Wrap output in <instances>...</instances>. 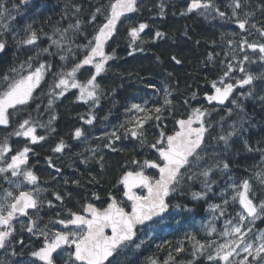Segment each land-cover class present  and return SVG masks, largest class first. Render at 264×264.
I'll return each instance as SVG.
<instances>
[{
  "label": "snow or ice",
  "instance_id": "6c2138e0",
  "mask_svg": "<svg viewBox=\"0 0 264 264\" xmlns=\"http://www.w3.org/2000/svg\"><path fill=\"white\" fill-rule=\"evenodd\" d=\"M23 2L26 4L27 0H23ZM246 6V0H233L232 16L238 17L237 10H243ZM73 7L76 12L80 11L79 6L73 5ZM12 8L16 9L17 5L13 4ZM137 10V0H113L107 8V15L104 14L103 6L97 7L91 14L89 23L97 20V14L104 15L105 22L97 27L96 34L86 45H76L77 49L84 48L87 54L84 55L82 60L74 63L69 71L59 73V79L54 85L52 94L64 96L70 88H78L80 93L77 97L78 100L84 103L91 101L98 104L100 85L96 82L97 77L105 71L107 61L113 58L105 54L104 46L116 32L121 17ZM194 10H203V13L215 11L219 16H225V13L216 8L211 0H206V2L204 0H191L187 11L192 12ZM261 11L264 12V7ZM253 15V12L248 11L244 12L243 18H237L236 23L240 30L246 29V25L249 24V20ZM8 19H14L11 16V11L4 4H0V29H8L9 25L3 23ZM147 27L146 24L141 23L138 27L130 28L129 35L132 40L138 39L140 33ZM251 28L255 29L261 37H264V26L257 27V24L252 23ZM80 30V20H77L74 24L69 23L63 29L54 28V32L59 34L60 40H53L52 43L58 48L61 46V41L70 43L72 37L80 33ZM25 31L27 36L20 43L34 45L38 39L37 32L32 30L31 25H28ZM155 35L162 38L164 34L157 31ZM228 43L231 45L233 41L229 40ZM245 45L253 52L258 50L261 54L259 59L264 61V43L249 42L247 39H243L240 42V48L243 50ZM5 48L6 43L0 39V52H3ZM67 51L72 52V48L69 47ZM43 52H48V49H43ZM131 54L129 53V55ZM97 57L100 59L97 60ZM60 58L61 60L67 59L63 55ZM211 58L210 55L209 59ZM32 59V57H29V60L25 62L29 68H31L30 61ZM172 59L177 64L181 63L175 56ZM243 59L252 62L248 55H245ZM85 65H92L95 72L85 83H81L77 80V73ZM24 67L25 64H21L19 69L10 68L7 73L0 77V125L5 128L8 127L14 115L22 112L25 106H28L30 101L35 99L34 92L40 88L47 66L40 64L34 70L28 71L27 74H21ZM237 67L241 73H244V77L236 80L235 83L225 82V78L232 79L229 73L235 71L232 63L227 64V70L224 71L219 81L211 82V87L215 90L214 94H206V99L210 104L215 102L223 105L229 100L237 86L243 88L245 85H253L255 80H264V73L253 75L246 72L242 63ZM55 89L60 91L57 93ZM164 92L163 105L159 107L148 109L140 104H133L129 109V111L135 110L136 113H143V116H138L134 121H129L133 124V127L125 130V138L131 136L134 139H139L142 144L147 143L144 125L149 120L157 121L156 127L161 129L155 143L148 145L158 153L156 159L146 158L142 162L132 160V164L137 166L136 169L125 171L117 181L118 185L123 186V196L131 202L130 211H126L125 206H122L123 201H118L109 193L107 207L97 208L92 203H86L82 205V212L73 211L69 208L65 210L63 217H61L60 212H57L55 218H50L48 223L42 224L43 218L39 216L40 209L45 203L49 208H53L55 205L52 200L45 201L40 198L45 189L39 187V178L27 167L29 153L32 149L26 144L21 150L11 154L12 148L8 144V137L6 136L4 142L0 144V162H3V166H0V180L6 182L9 187L3 188V185L0 184V249L11 248L12 255H17L13 245L14 233L17 231L14 221H19L20 217H27L26 226L21 222L20 230L27 231L36 236L37 239L42 240V246L31 251L30 256L43 262V264H121V257L131 247L134 246L137 249L141 247L143 241L136 242L137 233L141 228L145 230V235H147L153 227L161 226L160 222L168 214L171 206L169 197L180 189L185 179L193 180L197 175L205 178L202 181L204 191L192 193L193 199H203L207 192L211 190V183L208 178L213 168H220L222 165V168L227 170L229 164L219 162L212 167L204 168L199 174L196 172L190 173L193 167H199V162L203 159L201 155L202 146L205 134L208 131L204 119L207 110L194 108L186 119L176 121L178 127L169 135L161 126L165 108L172 104V101L168 98L171 93L168 92L167 87H165ZM248 95H253L251 88ZM193 98H195V94H193ZM261 99L264 100V97H261ZM231 103L237 105L235 99L231 100ZM51 104L52 100L50 99L49 105ZM37 108H39V105H37ZM228 111L231 113L232 110L229 109ZM52 119H55V117ZM81 119L84 118L81 117ZM94 119V116H90L85 120V123L92 124ZM242 130L243 120L239 128L233 125L232 130L227 135H221L218 139L227 146L233 136L241 135ZM35 132L36 128L31 121V117H29L23 119L18 128L9 135L29 138L31 144H36L38 141L45 139L44 136L35 135ZM82 136H84L83 130L76 128L73 138L79 139ZM111 137L115 140L120 139L116 131L111 133ZM244 146L248 151H253L246 140ZM66 147L65 142L61 140L53 149V152L61 153ZM105 147L111 148L112 146L107 144ZM112 150L115 151L116 149L112 148ZM103 159V156H101L100 161H103ZM47 160L50 167H55L52 164L51 157H48ZM101 168H103L102 163ZM148 169L157 170L158 175L146 174ZM56 171L59 172L60 169L56 168ZM255 175L264 184V170L257 172ZM93 180H95V177H93ZM76 183L79 182L76 181ZM27 185L31 187L28 188ZM232 188L234 189L232 201H238L243 211L238 212L235 218H229L225 221V227L220 235L228 239L217 244L214 240L200 243L195 240L194 236L189 237L190 241H194L190 253L193 259L189 261V264H196L199 257L205 255L207 261L211 264H264V232L256 234L251 227L256 219L264 217V199L254 203L253 198L250 197L252 189L248 179H244L239 184L233 182ZM135 189H140L141 192L138 193ZM144 190H146V194ZM52 195L56 201L61 204L64 203V196L59 192H54ZM93 196L95 199H99V196L95 193H93ZM223 204L228 205L229 201L225 199ZM172 207L178 208L180 205ZM210 208L213 213L219 211L221 216L225 215L226 209L220 204L210 205ZM29 210H33V212L30 213ZM33 216L36 218L33 219ZM246 221L247 225L245 224ZM49 225H60L62 227L56 229L49 227ZM214 232H216V228L211 227L209 234ZM16 243L21 247L24 246L23 239L16 241ZM209 249H212V251H208ZM175 251L177 253L184 252L185 247L181 243ZM241 253L244 255L241 256ZM65 255L67 259L64 258ZM234 257L241 258L234 259ZM36 259L32 260L30 264H36ZM173 260L175 258L170 254L164 264H169V261ZM16 264H20V262L17 261ZM150 264H157V261L151 260Z\"/></svg>",
  "mask_w": 264,
  "mask_h": 264
},
{
  "label": "trees",
  "instance_id": "16d2710c",
  "mask_svg": "<svg viewBox=\"0 0 264 264\" xmlns=\"http://www.w3.org/2000/svg\"><path fill=\"white\" fill-rule=\"evenodd\" d=\"M189 1L138 0V10L119 23L116 36L106 50V54L113 58L107 61L105 71L96 81L102 88L98 90L99 103L95 106V112L96 124L114 128L120 139L115 140L106 133L104 138L98 139L100 151L97 156L93 154L87 156L83 152L70 154V159L64 162L63 169L56 178L58 182L56 189L62 196L70 194L71 197L80 200L85 191L91 188L120 190L121 185H118L117 181L125 171L137 167L132 164V160L142 162L146 158L156 159L157 153L148 145L155 143L159 136L161 129L156 127L157 121L149 120L144 125L147 143L142 144L139 139L131 136L125 138V130L133 127L129 121L143 116V113H136L135 110L129 111L133 104H140L148 109L159 107L163 105L164 89L167 87L171 93L168 98L172 104L166 106L161 126L169 135L176 129V121L188 117L194 108L222 111V108L209 106L205 101V95L213 91L211 82L218 81L223 76L225 55L228 57L227 54L234 44V41L231 45L228 43L227 35L237 28L228 19L227 12L224 17L219 16L213 20L200 17L199 12H188ZM111 2L113 0H38L31 5H25L21 12L23 16H18L11 27L15 31H20L31 25L32 30L38 35L34 45H44L49 43L44 37L51 35L54 28L63 29L69 23L74 24L80 20L81 30L75 35L73 45H83L93 38L97 27L105 22L104 15L97 14V20L89 23L91 14L97 7L103 6L104 14L107 15V8ZM217 2L219 10L226 8L222 0ZM246 4L245 11L253 12L252 17L256 23L260 27L264 26V12L261 11L264 0H246ZM73 5L79 6L80 11L76 12ZM141 23L148 27L133 41L129 30ZM249 27L247 26V33ZM157 31L164 34L162 38L156 37ZM18 34V38H13L11 34L3 38L6 48L0 55V77L19 63L26 64L25 62L29 60L26 54L28 50H33L44 55L32 57L31 64L51 65L52 69L47 68L48 80L54 68L61 64L53 54V49H50V52H43V49H33V45L27 48L20 43L26 38L27 33ZM84 55L86 50L79 54V59L81 60ZM173 56L181 63L177 64L172 59ZM40 91H35V99L25 110L35 111L36 114L38 110L44 108L46 98L42 97ZM73 102L75 103V100ZM245 108L255 120L249 122L248 130H244L243 135L233 136L227 146H222L221 154L224 161L229 164L227 170L231 173L230 188L233 182L239 184L241 180L264 170V109L248 100L245 101ZM216 122L217 120L212 123L215 125ZM76 128L82 129L78 119H74L71 113L61 111L57 123L58 139H74ZM70 131H73L71 137ZM84 134L85 140H96L90 129ZM245 140L253 151L245 148ZM109 141L111 148L105 147L110 144ZM112 148L116 150L113 151ZM101 149H104V152ZM101 156L104 158L103 161H100ZM32 260L29 251L26 250L25 264H30Z\"/></svg>",
  "mask_w": 264,
  "mask_h": 264
},
{
  "label": "flooded vegetation",
  "instance_id": "af4514ba",
  "mask_svg": "<svg viewBox=\"0 0 264 264\" xmlns=\"http://www.w3.org/2000/svg\"><path fill=\"white\" fill-rule=\"evenodd\" d=\"M0 4H4V6L8 8L12 13L20 16L19 13H21L24 10L23 9L24 6L31 5L33 4V2H29L25 4L23 0H0ZM13 4L17 5L16 9L12 8ZM200 11L201 10H198L196 11V13ZM5 22L6 20L3 21V23ZM0 31L5 32L6 30L0 29ZM240 32L242 35L244 36L246 35V31L242 32L240 30ZM234 36H235L234 39H236L237 35ZM262 39H264V37H262ZM251 52L254 54L256 53L257 55H261L260 53H258L259 52L258 50L256 52H253L251 50ZM228 83H234V81L229 80ZM239 88L241 87L237 86L234 89L232 96L238 91ZM52 118H51V123L49 125L50 133L48 135H46V131H45L46 130L45 128L47 127L48 123L44 122L41 124L43 126L39 125V128H41V130L38 136H44L45 139L42 141H38L36 144L30 143V145H28L32 149V151L29 153V160L27 167L30 168L33 172L35 173L37 172L36 174L35 173L34 174L38 176V178H40L42 181L44 180L42 182L40 179H38L39 187H41L42 189H44L45 187V191L41 194L40 198L45 201L52 200L53 204L55 205V207L49 208L47 206V203H45L44 206L40 209L39 216L43 218L42 224L48 223L50 218H55L57 212H60L61 217H63L65 215V210L69 208L72 209L73 211L82 212V205L86 203H92L97 208L107 207V202H109V195H108L109 193H111L118 201H121V197H122L123 198L122 201L124 202L122 206H125L126 211H130L131 202L127 201L123 196L122 188L120 190H109V191L103 190L102 188H94V189L91 188L85 191V193L83 194L80 200H76L73 196L71 197L69 195L64 196L63 204L55 200L54 196L51 194L54 192H58L56 189V185H58L56 178L59 177V173L63 169L64 162H66L67 159H70L69 155L72 153L83 152L88 154L89 150L87 149L86 145L82 143L80 139H58L57 124L55 122L56 120ZM14 120L16 119H11L10 121H14ZM61 140L65 142L67 147L61 153L53 152V149ZM46 153H48V155ZM37 154H41V155L37 156ZM51 155L53 157L51 158L52 164L55 167L49 166L47 158L51 157ZM74 156L76 157V155ZM32 160L35 162H33ZM32 162L34 164H32ZM56 168L60 169L59 173L56 171ZM229 175H231V173ZM42 183L44 184V186ZM219 184H221V182H219ZM30 187L31 186L28 185V188ZM135 191H137L138 193L141 192L140 189H136ZM202 191H204L203 187L200 186L197 187V185H195V187H187V188L183 187L181 188V192L177 191L178 193L177 192L173 193L169 197V201L171 205L169 208V212L168 214L165 215V218L161 220L160 222L161 226L153 227V229H151L147 235H145V230L141 228L140 231L137 233V237H136L137 243L143 241L141 247L138 249L135 248L134 246L131 247L126 252V254L121 257V264H150L151 260H156L157 264H164V261L168 260L170 254L172 257L175 258V260L169 261V264H189V261H192L193 259L190 253L192 250V243H194V241L189 240V237L194 236L195 240L199 241L200 243H207L209 241L214 240L216 241L217 244L223 243L226 239H228L227 237H223L220 235V233L223 231L225 227V221L229 218H235L238 212L243 211L238 201L237 202L232 201V195H234V189L230 187H225V188L211 187V190L207 192V195L203 199H193L192 197L193 192H202ZM144 192L146 194V190H144ZM93 193L99 196L98 200L95 199ZM260 193H261L260 190L252 188L250 197L253 198L254 203H258L260 201V197H263L262 194ZM225 199L229 201L228 205L223 204V201ZM213 204L222 205V207L226 209L225 215L221 216L219 211L213 213L210 208V205ZM174 205H180V207L178 208L172 207ZM29 212L32 213L33 210H29ZM35 218L36 217L33 216V219ZM27 219H28L27 217H20L19 221H14L17 231L14 233L15 240H13V245L15 247V251L17 255L15 256L12 255L11 248L0 249V264H16L17 261H19L20 264H25L26 250L29 251V256H30L31 251L36 250L37 248L42 246V240L37 239L36 236H33L27 231L20 230L21 222H23V224L26 226ZM245 224L247 225V221L245 222ZM49 227H54L56 229H59L62 226L49 225ZM211 227H215L216 232L209 234V229ZM251 227L253 229V232L256 234L263 232L264 217L256 219L254 224L251 225ZM20 239L24 240L23 247H21L18 243H16V241ZM181 243L185 247V251L177 253L175 249ZM208 251H212V249H209ZM243 255L244 254L241 253V256ZM64 258L67 259V256L65 255ZM240 258L241 257H234V259H240ZM34 259L36 258H33V260ZM36 263L43 264L38 262L37 260ZM196 264H211V262L207 261L205 255L199 257V259L196 261Z\"/></svg>",
  "mask_w": 264,
  "mask_h": 264
},
{
  "label": "rangeland",
  "instance_id": "374dc122",
  "mask_svg": "<svg viewBox=\"0 0 264 264\" xmlns=\"http://www.w3.org/2000/svg\"><path fill=\"white\" fill-rule=\"evenodd\" d=\"M214 1V2H213ZM218 0H211V3L215 5L216 8L219 7V4L217 2ZM224 3V6L226 8L220 10L222 12H227V17L230 19L231 22H233L234 26H236V30L231 31L227 35V40H232L234 41V44H232V49L230 53L227 54L228 57L224 58V71L227 70V64L232 63L235 71L232 73H229V76L232 77V79L225 78V82L228 83L229 80H233L234 83L236 80L241 79L244 77V73H241L239 71V68L237 65L243 64L246 72H250L253 75H259L260 73H264V61H261L259 59L260 55L254 54L251 52V49L247 48L245 45L243 50L240 48V42L243 39H247L249 42H257V43H263L264 39L259 35V33L251 28V24L255 23L257 24V27H260L258 23H256L255 19L253 17L250 18L249 24L246 25V30L247 26H250L249 32H246V35H242L238 24L236 23L237 18H243L245 9L243 10H237L238 11V17H233L232 16V4L233 0H222ZM206 2V0H204ZM188 3V2H187ZM203 11L199 12L200 17H204L207 20H213L216 17H219L218 13L215 11L209 12V13H203ZM20 16H23L22 13H19ZM11 16L14 17V19H8L6 20L5 23L9 25L8 29L4 31H0V39L3 40L4 37H6L8 34H11L13 38H18L19 34L18 32H26L24 30L20 31H15L11 26L14 24V20L18 18V15H15L14 13L11 12ZM255 21V22H254ZM249 33H251L249 35ZM237 35L236 39H234L235 36ZM75 37V36H74ZM74 37H72V40L70 43H65L61 41V46L58 48L55 44L52 43L53 40H60V36L58 33L53 32L51 35H47L44 37L45 41H49V43H46L44 45L41 44H36L33 45H24L27 48H33V49H45L47 48L48 51L50 52V49H53V54L57 56L61 64H59V67H55L50 78L47 80V75L49 73L48 69H52L51 65H46V71L44 75V79L41 82L40 88L37 90H41L40 92L42 93V97L46 98L44 104V108L42 110H38L36 114H34L35 111H29L28 109L23 110L22 113L16 114L13 116L12 119H16L14 121H10L9 125L7 128L4 126L0 125V144L4 142V138L7 136L8 137V144L12 148V153L15 154L17 151L21 150L26 144L30 145L29 138L20 136H14V135H9V133L13 132L15 129L18 128L19 123L22 122L23 119H28L31 117V121L34 124L36 128L35 135L38 136L40 133L41 128H39V125H41L44 122H47L48 125L45 128L46 130V135L50 133L49 131V121H51L52 117L55 118L56 124L58 123V116L61 111H66V113H71V116L74 119H78L83 132L89 131V129L95 134L96 140L95 141H90V140H85V134L81 138H79L83 144L86 145L87 149L89 150V153L87 156L90 154L97 156V153L100 151V148L97 144H99L98 139H102L106 136V133L110 136L111 133L115 130L112 127H107V126H100L99 124H96L97 118H96V112H95V106L93 102L89 101L88 103H84L83 101H80L77 99L79 96V89L78 88H70L64 96H57L55 94H52V90L54 88V85L56 82H58L59 79V73L61 72H67L71 69V67L74 65V63L79 62V54L83 53L85 51L84 48L77 49L76 45H73L74 42ZM86 45V44H83ZM72 48V52H68V48ZM87 54V53H86ZM44 53L40 52H35L33 50H28V53L26 54V57H36V56H43ZM66 56L67 59L61 60V56ZM245 55H248L250 58V61H244ZM83 59V58H82ZM81 59V60H82ZM40 64L43 63H38V64H31V68L28 67V64H25L24 70L21 72V74H27L28 71L34 70L36 67H38ZM21 64L19 63L15 68L19 69V66ZM107 67V63L105 64V68ZM48 68V69H47ZM95 72L94 67L90 68V70H84L77 73V80H79L81 83H85L87 79L90 78V76ZM102 74V73H101ZM99 77V76H98ZM97 77V79H98ZM219 81V80H218ZM219 86V85H218ZM101 87V86H100ZM102 88V87H101ZM252 89L253 95L249 96L248 92L249 89ZM214 90V89H213ZM59 89H55V92H59ZM35 93V92H34ZM99 93V92H98ZM261 97H264V80H255L253 85L249 86L246 85L244 88H239L238 91L232 96L231 100L235 99L237 101V105H234L231 103V100L228 102V104L222 108V111L220 112H214L207 110V115L204 117L206 127L208 128V133H207V139L205 141V145L203 146V151L201 152V155L203 159L199 162V167H193L190 170L191 172H196L199 174L204 168L212 167L214 164L219 163V162H225L222 156V146L225 145V143L221 140H219V136L221 135H227L228 132L232 130V126L236 125L238 128L240 127V123L243 120V130L241 132V135H243L244 130H248V125L251 120H255L253 116H250V113L247 112L245 108V101L248 100L252 102L253 105L260 106L261 108L264 109V100L261 99ZM52 100V104L49 105V100ZM75 100V103L73 102ZM31 102V101H30ZM229 109H231V113H229ZM206 110V109H202ZM29 111V112H28ZM38 113V114H37ZM90 116H94L95 119L93 120L92 124H87L85 123V120L88 119ZM83 117L84 119H81ZM216 124L214 125L212 122L216 121ZM13 128V129H12ZM73 131L69 132V137L72 136ZM68 134V133H65ZM15 138V139H14ZM57 138H59V134L57 133ZM12 139V140H11ZM14 139V140H13ZM64 139V138H63ZM84 139V140H83ZM111 140V138L109 139ZM108 143L111 144V141ZM104 146H102L103 148ZM94 150V152H93ZM102 152H104V149H101ZM101 152V153H102ZM10 154V155H11ZM0 166H3V162H0ZM135 170V169H133ZM146 173L149 175L157 176V173L153 170H146ZM189 173V174H190ZM257 173V172H256ZM255 173V174H256ZM230 172L228 170H224L222 168V165L220 168H213V171L210 173V176L208 178L209 182L211 183V187H221L225 188V185L228 187L231 185L230 182ZM255 174L250 175L248 178L250 183H251V189L255 188L261 191L260 194H262L263 197H260V200L264 199V184L260 182V180L256 177ZM216 179H214V178ZM205 178L203 176L197 175L195 179L193 180H187L185 179V182L181 185L180 189L178 191L181 192V188L185 187H195V185L203 187L202 181ZM244 180V179H243ZM241 180V181H243ZM221 184H219V182ZM1 183L4 185L3 188H8L9 185L4 181L1 180ZM28 187V185H27ZM178 193V192H177ZM123 198L121 197V201ZM264 232V231H263Z\"/></svg>",
  "mask_w": 264,
  "mask_h": 264
},
{
  "label": "water",
  "instance_id": "95a60500",
  "mask_svg": "<svg viewBox=\"0 0 264 264\" xmlns=\"http://www.w3.org/2000/svg\"><path fill=\"white\" fill-rule=\"evenodd\" d=\"M31 1H34V0H27V3L28 2H31ZM137 2H138V0H137ZM190 3H191V1H190ZM189 3V4H190ZM196 11H198V10H194V11H192V12H196ZM135 12H133V13H127L124 17H121V20L123 19V18H125V17H127V16H130V15H133ZM121 22V21H120ZM120 22H118V24H117V27H118V25H119V23ZM242 32H244L245 30H241ZM116 32H117V30H116ZM116 32L114 33V35H113V37L111 38V39H109L107 42H106V44H105V46H104V52H105V54H106V50H107V47H108V45L112 42V40L114 39V37L116 36ZM2 52H0V54H1ZM97 60H99L100 58L99 57H97L96 58ZM92 67V65H85L84 66V68H91ZM83 69V68H82ZM214 91L215 90H213L211 93H209L208 95H211V94H214ZM231 97H232V95L229 97V100L231 99ZM205 100H206V102L208 103V105H210V106H217V107H224L227 103H228V101H226L225 102V104H223V105H220V104H216L215 102H213V103H209L208 101H207V99H206V95H205ZM179 119H186V118H179ZM178 119V120H179ZM175 126L176 127H178V125H176L175 124ZM208 132V131H207ZM207 132H206V134H205V139H206V136H207ZM204 142H205V140H204ZM158 154V153H157ZM155 170V169H154ZM156 171V173H157V175H158V171L157 170H155ZM122 186V185H121ZM122 188H123V186H122ZM136 190V189H135ZM125 199H126V197H125ZM127 200V199H126ZM130 202V201H129ZM38 262H40V263H43V262H41V261H39L38 259H36Z\"/></svg>",
  "mask_w": 264,
  "mask_h": 264
},
{
  "label": "bare ground",
  "instance_id": "6f19581e",
  "mask_svg": "<svg viewBox=\"0 0 264 264\" xmlns=\"http://www.w3.org/2000/svg\"><path fill=\"white\" fill-rule=\"evenodd\" d=\"M213 2H214V1H213ZM120 24H121V23H120ZM4 51H5V50H4ZM258 53H259V52H258ZM255 54H256V53H255ZM243 57H244V56H243ZM12 129H13V128H12ZM14 139H15V138H14ZM14 139H13V140H14ZM11 140H12V139H11ZM45 142H46V141H45ZM47 142H48V141H47ZM48 143H49V142H48ZM45 145H47V144H45ZM50 146H51V145H50ZM40 147H41V146H40ZM48 147H49V146H48ZM40 149H41V148H40ZM64 150H65V149H64ZM37 151H38V150H37ZM43 152H44V151H43ZM46 152H47V151H46ZM41 153H42V152H41ZM44 153H45V152H44ZM46 154L48 155V153H46ZM38 155H41V154H37V156H38ZM49 155H50V154H49ZM32 157H33V155H32ZM34 157H35V156H34ZM51 158H53L52 155H51ZM56 159H57V158H56ZM37 160H38V159H37ZM54 160H55V159H54ZM32 161H33V160H32ZM33 162H35V161H33ZM33 162H32V164H34ZM32 164H30V165H32ZM34 166H35V165H34ZM36 167H37V166H36ZM36 167H35V168H36ZM33 170H34V169H33ZM38 170H39V169H38ZM35 171H36V170H35ZM49 171H50V170H49ZM49 171H48V172H49ZM39 172H40V171H39ZM39 172H38V173H39ZM34 173H35V172H34ZM36 173H37V172H36ZM36 173H35V174H36ZM58 173H59V172H58ZM40 175H41V174H40ZM37 177H38V176H37ZM39 179H40V178H39ZM40 180H41V179H40ZM41 181H42V180H41ZM43 181H44V180H43ZM43 181H42V182H43ZM65 181H66V180H65ZM4 183H5V182H4ZM39 184H41V183H39ZM42 184H43V183H42ZM43 186H44V184H43ZM40 188H41V187H40ZM44 189H45V187H44ZM50 192H52V191H50ZM51 195H52V194H51ZM76 195H77V194H76Z\"/></svg>",
  "mask_w": 264,
  "mask_h": 264
}]
</instances>
